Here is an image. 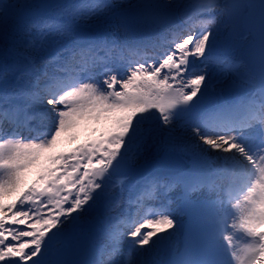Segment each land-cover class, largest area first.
<instances>
[{
  "label": "snow or ice",
  "instance_id": "snow-or-ice-1",
  "mask_svg": "<svg viewBox=\"0 0 264 264\" xmlns=\"http://www.w3.org/2000/svg\"><path fill=\"white\" fill-rule=\"evenodd\" d=\"M85 3L86 18L114 7ZM188 7L171 31L121 40L82 30L71 4L0 0V264H137L178 231L185 249L170 264H264V0ZM45 8L63 12L47 19ZM149 147L191 165L153 172L140 163ZM210 158L246 182L227 199L194 200L213 186L216 169L198 163Z\"/></svg>",
  "mask_w": 264,
  "mask_h": 264
},
{
  "label": "rangeland",
  "instance_id": "rangeland-1",
  "mask_svg": "<svg viewBox=\"0 0 264 264\" xmlns=\"http://www.w3.org/2000/svg\"><path fill=\"white\" fill-rule=\"evenodd\" d=\"M73 1L74 0H34V2L36 3L52 4V5L59 4L64 6L70 4V2ZM196 2L197 0H111V3L114 5V7L111 10L105 11L100 15H92L87 18H86V11H84L82 7H80V9H76L77 7L75 4L73 10H80L82 11V13H84L77 20V24L92 27L95 35L97 34L104 35L105 31H108L109 28L111 33H117L121 39H124L125 37H123V35L124 34L129 35V34H127L125 27L120 22V19L117 16L115 17L113 16L114 10L120 8L132 7V6H142L146 4L166 5V7L161 9L166 12L168 26L171 27L175 24L177 18H179L182 15H186L191 10L188 6L190 4L194 5ZM41 11L44 18L50 19V18L60 17L61 13L63 12V8H45L42 9ZM178 11H181L182 13L177 14ZM14 24L15 22H10V25H14ZM107 37L109 39L112 38L111 35ZM105 191L110 196H112L115 194V192H117V188H114L113 186L109 187L107 184ZM95 215H96L95 212L89 214V216H95Z\"/></svg>",
  "mask_w": 264,
  "mask_h": 264
},
{
  "label": "water",
  "instance_id": "water-1",
  "mask_svg": "<svg viewBox=\"0 0 264 264\" xmlns=\"http://www.w3.org/2000/svg\"><path fill=\"white\" fill-rule=\"evenodd\" d=\"M115 14L128 15L135 14L137 17V23L133 29H128L131 33H136L144 36H149L157 32L163 24V15L159 8L151 7H132L119 9L115 11ZM82 30L92 33V29L87 26L79 25ZM145 167L151 171L159 172H175L183 169L186 166L185 160L178 152L162 151L154 159L142 163ZM115 176V175H114ZM133 177V176H132ZM159 249L166 250L168 245L163 241L159 244Z\"/></svg>",
  "mask_w": 264,
  "mask_h": 264
},
{
  "label": "bare ground",
  "instance_id": "bare-ground-1",
  "mask_svg": "<svg viewBox=\"0 0 264 264\" xmlns=\"http://www.w3.org/2000/svg\"><path fill=\"white\" fill-rule=\"evenodd\" d=\"M69 5V4H68ZM73 6L75 5V4H72ZM65 6H67V5H65ZM79 6H81L82 8H86V6H87V4L82 0L81 1V3H80V5ZM207 18H209L208 16H206V20H207ZM178 22H175V24L173 25V26H171V27H169L168 26V23L167 22H165V24L163 25V27L161 28V30L158 32V33H160V32H165V31H171V29L177 24ZM123 34H124V32H123ZM122 34V35H123ZM129 35H131V34H129ZM129 35H126V34H124L123 35V37H128ZM154 36V35H153ZM46 51V52H45ZM45 51H43V53L42 52H40V51H34L33 52V55L37 58V62H39V60H40V58L43 56L44 58H47V56L48 55H54L55 54V52L56 51H59V48H55V49H46ZM42 53V54H41ZM45 53V54H44ZM51 68H52V66L50 65L49 66V68H48V70L49 71H51ZM41 70H43L44 71V69L42 68ZM218 87V89L221 87V86H217ZM229 94H231V93H229V91H228V93H227V95H229ZM157 115H158V113H157ZM161 150H164V149H157V148H153V147H149V148H147L146 149V151H145V154H144V156H143V158L141 159V161H140V163L141 162H144V161H147V160H149L150 158H152L153 156H155L159 151H161ZM182 156H184V158H190V157H188V156H186L185 154H182V153H180ZM206 163H207V168H208V166H209V164H212V160H211V158L208 160V161H205ZM221 166H223L222 164H220V163H215V164H212V167L213 168H215L216 169V172H215V174H214V176L215 175H217L218 174V172H219V170H218V168L219 167H221ZM116 179H118V178H113V177H111L110 178V180H109V182L107 183L108 185H109V187L110 186H113V181L114 180H116ZM136 181H137V179H132V178H130V177H127V179H126V182H125V184H124V188H125V195H126V197H128V198H133L134 196H135V194H136V188H132L131 186L132 185H136ZM137 188H138V185H137ZM211 189V188H210ZM211 191V193H209ZM207 194L208 195H211L212 197L214 196V198L216 199L215 201H218L219 199H218V195H217V193H216V191H215V189L213 190V189H211ZM202 192V191H201ZM201 192L199 193V194H201ZM119 194V189H118V191H117V195ZM202 194H206V193H202ZM116 195V196H117ZM212 197H210V198H212ZM116 197H114V198H112V196H110L109 195V197H108V200L109 201H111L112 199H115ZM125 207H127V206H125ZM101 211H103V209L101 210ZM131 211L132 212H135V207H133V208H131ZM116 213H118V214H116ZM114 215V216H118V215H121V210H116V211H114V212H112V213H110V215ZM123 218V217H122ZM151 218V217H150ZM118 225H121V227L120 228H118V229H123V224H118L117 222H113V227H115V226H118ZM112 227V228H113ZM118 229H113L112 231H116V230H118ZM175 236V234L172 236V238ZM172 238L171 239H169V240H167V241H170L171 242V240H172ZM109 241L108 240H104V243L105 244H107ZM126 246V245H125ZM91 255H92V253H90V254H87V255H82V256H80V257H78L79 259H90L91 258ZM133 259L137 262V264H139V261H141V260H144V261H146L147 262V264H153V262H155V261H159L160 262V264H162V262H161V253L159 252V251H157L156 250V248L154 247L150 252L149 251H145L143 254H141V255H134L133 256Z\"/></svg>",
  "mask_w": 264,
  "mask_h": 264
}]
</instances>
